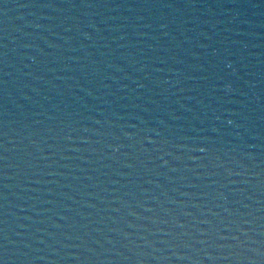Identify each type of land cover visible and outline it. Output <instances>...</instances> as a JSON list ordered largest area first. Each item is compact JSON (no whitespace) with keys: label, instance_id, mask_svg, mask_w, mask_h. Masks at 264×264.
<instances>
[{"label":"water","instance_id":"1","mask_svg":"<svg viewBox=\"0 0 264 264\" xmlns=\"http://www.w3.org/2000/svg\"><path fill=\"white\" fill-rule=\"evenodd\" d=\"M0 264H264V0H0Z\"/></svg>","mask_w":264,"mask_h":264}]
</instances>
